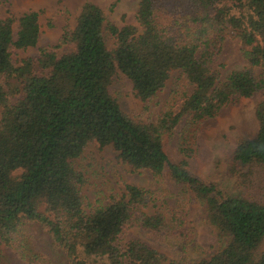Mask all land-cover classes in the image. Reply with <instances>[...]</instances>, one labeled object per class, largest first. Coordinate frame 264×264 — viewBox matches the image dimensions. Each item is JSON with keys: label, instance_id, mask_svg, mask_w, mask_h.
Here are the masks:
<instances>
[{"label": "trees", "instance_id": "16d2710c", "mask_svg": "<svg viewBox=\"0 0 264 264\" xmlns=\"http://www.w3.org/2000/svg\"><path fill=\"white\" fill-rule=\"evenodd\" d=\"M231 8L249 13L235 20ZM136 18L138 28H119L86 3L74 29L16 65L13 51L39 44V13L0 17V264L2 246L49 264L33 250L29 224L48 234L68 264H264V101L256 109L257 135L241 139L234 152L236 192L189 170L201 125L264 90V0H141ZM230 25L238 29L247 66L223 77L218 59ZM174 72L172 102L154 121L131 118L111 93L120 73L150 111ZM180 125L183 159L173 163L164 142ZM92 143L112 146L134 171H148L156 190L126 185L87 211L85 179L74 163ZM168 198L175 199L173 208ZM194 200L224 241L214 254L169 261L140 240L123 242L133 228L182 234Z\"/></svg>", "mask_w": 264, "mask_h": 264}, {"label": "rangeland", "instance_id": "374dc122", "mask_svg": "<svg viewBox=\"0 0 264 264\" xmlns=\"http://www.w3.org/2000/svg\"><path fill=\"white\" fill-rule=\"evenodd\" d=\"M141 0H0V17L5 19L10 14L19 18L28 12H38L41 36L36 48L13 51V62L19 65L24 59L35 57L42 47L59 42L66 29H74L81 9L86 3H93L102 8L109 21L119 28L139 27L137 12ZM246 11V12H245ZM249 12L244 8H231L230 18L240 20ZM227 38L218 59L223 77L247 66L243 57V44L238 29L229 26ZM17 25L15 26V29ZM112 41L109 45L112 47ZM63 48L60 52H63ZM178 73L174 72L167 86L151 104V110L145 111L144 104L135 96L132 82L118 73L111 85V93L121 109L131 118L149 122L154 121L161 110L170 101L176 89ZM264 101V90L254 97L239 99L224 108L218 117L204 122L196 134L197 155L189 162V170L206 183H213L226 192H236L238 186L234 167V152L243 138L255 137L258 133L256 109ZM180 125L172 137L165 139L166 153L173 163H179L183 157L178 150ZM74 166L85 179L81 189L87 211L107 204L114 194H120L126 185H135L148 190H156V184L148 171H134L122 162L119 153L112 147H102L97 143L89 145L83 156ZM166 189L176 193V187L170 182L165 172ZM236 189V190H235ZM168 205L173 208L175 199L168 198ZM44 211V206L41 207ZM153 212V211H151ZM30 244L38 255L49 264H68L62 250L53 246L48 234L38 224H29L25 228ZM140 240L151 248L164 254L169 261L190 262L208 257L220 250L224 241L220 240L217 230L206 222L204 207L194 200L190 205L187 225L182 234L172 236L154 234L140 228L131 229L124 243ZM2 264H34L22 258L14 248L2 246Z\"/></svg>", "mask_w": 264, "mask_h": 264}]
</instances>
